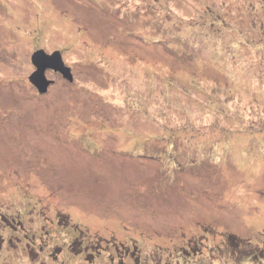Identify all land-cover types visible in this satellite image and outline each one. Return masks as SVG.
Returning <instances> with one entry per match:
<instances>
[{
	"label": "rangeland",
	"instance_id": "obj_1",
	"mask_svg": "<svg viewBox=\"0 0 264 264\" xmlns=\"http://www.w3.org/2000/svg\"><path fill=\"white\" fill-rule=\"evenodd\" d=\"M0 264H264V0H0Z\"/></svg>",
	"mask_w": 264,
	"mask_h": 264
},
{
	"label": "water",
	"instance_id": "obj_2",
	"mask_svg": "<svg viewBox=\"0 0 264 264\" xmlns=\"http://www.w3.org/2000/svg\"><path fill=\"white\" fill-rule=\"evenodd\" d=\"M32 62L36 72L30 78V82L41 94L46 93L52 85V82H49L46 77L48 71L59 73L70 83L74 81L71 69L65 66L60 52L48 55L44 51H39L33 56Z\"/></svg>",
	"mask_w": 264,
	"mask_h": 264
}]
</instances>
